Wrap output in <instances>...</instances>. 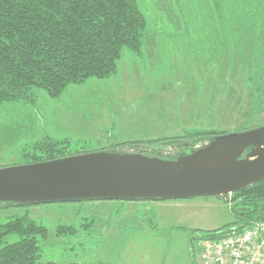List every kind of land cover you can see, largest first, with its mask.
<instances>
[{"label":"rangeland","instance_id":"1","mask_svg":"<svg viewBox=\"0 0 264 264\" xmlns=\"http://www.w3.org/2000/svg\"><path fill=\"white\" fill-rule=\"evenodd\" d=\"M137 3L147 20L142 50L124 49L113 75L56 98L35 89L33 104L0 103V167L27 164L46 138L77 154L170 140L156 153L171 159L187 142L198 149L264 125V0ZM204 198L215 202L208 214L187 221L144 203L154 201L84 200L0 207V225L23 217L45 226L36 235L43 262L200 264V234L231 223L239 202L236 193L230 202ZM19 239L2 235L0 250Z\"/></svg>","mask_w":264,"mask_h":264},{"label":"trees","instance_id":"2","mask_svg":"<svg viewBox=\"0 0 264 264\" xmlns=\"http://www.w3.org/2000/svg\"><path fill=\"white\" fill-rule=\"evenodd\" d=\"M146 27L137 0H0V103L33 104L35 89L56 98L72 85L110 77L124 49L141 52ZM169 141L161 146L168 149ZM65 145L46 138L33 145L41 155L31 153L28 163L77 154L66 153ZM139 151L158 156L153 150ZM236 197L234 220L201 236H216L264 217V181L236 192ZM10 206L15 205L0 204ZM10 233L21 239L2 247L0 264H63L39 260L36 235L44 237L45 226L16 217L0 225V238Z\"/></svg>","mask_w":264,"mask_h":264},{"label":"water","instance_id":"3","mask_svg":"<svg viewBox=\"0 0 264 264\" xmlns=\"http://www.w3.org/2000/svg\"><path fill=\"white\" fill-rule=\"evenodd\" d=\"M211 142L198 149L187 142L177 159L100 150L0 167V204L219 198L264 181V125Z\"/></svg>","mask_w":264,"mask_h":264},{"label":"built area","instance_id":"4","mask_svg":"<svg viewBox=\"0 0 264 264\" xmlns=\"http://www.w3.org/2000/svg\"><path fill=\"white\" fill-rule=\"evenodd\" d=\"M232 200V193L222 197ZM200 264H262L264 217L216 236L200 235Z\"/></svg>","mask_w":264,"mask_h":264},{"label":"crops","instance_id":"5","mask_svg":"<svg viewBox=\"0 0 264 264\" xmlns=\"http://www.w3.org/2000/svg\"><path fill=\"white\" fill-rule=\"evenodd\" d=\"M207 199L210 198H194V199H190V200H176V201H155V200H145V201H154V202H144V203H152L149 205H157L158 207H169L168 209H173V215L170 217H176L177 215H179L180 213H175L178 212H182L180 215L182 218V221H187V219H192L194 217H198V213L205 215L208 214L207 212L210 210V204L211 203H215L214 201H208ZM222 199L224 198H220V200L222 201ZM225 203V202H223ZM226 204V203H225ZM217 227H215L216 229ZM218 229V228H217ZM264 264V261L263 263Z\"/></svg>","mask_w":264,"mask_h":264}]
</instances>
